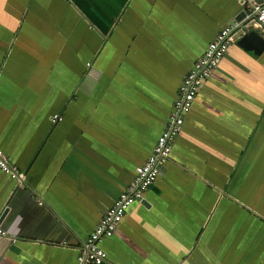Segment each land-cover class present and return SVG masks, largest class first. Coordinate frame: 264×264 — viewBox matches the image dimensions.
Masks as SVG:
<instances>
[{"label": "crops", "instance_id": "obj_1", "mask_svg": "<svg viewBox=\"0 0 264 264\" xmlns=\"http://www.w3.org/2000/svg\"><path fill=\"white\" fill-rule=\"evenodd\" d=\"M250 17L236 0H0V150L25 177L0 168V264H79L182 79ZM245 31L161 176L99 241L103 264H264V49Z\"/></svg>", "mask_w": 264, "mask_h": 264}, {"label": "built area", "instance_id": "obj_2", "mask_svg": "<svg viewBox=\"0 0 264 264\" xmlns=\"http://www.w3.org/2000/svg\"><path fill=\"white\" fill-rule=\"evenodd\" d=\"M236 1L243 3L248 9L251 16L249 21L246 22L243 31L238 30V26L234 24L224 27L182 79L165 131L157 139L150 156L136 169L131 183L120 194L114 205L103 214L95 231L85 241L78 256L79 264L107 262V253L101 248L99 241L102 238L113 236L129 207L143 201L145 192L161 176L170 160L173 144L182 130L185 118L190 113L198 92L212 72L218 68L230 46L236 42V36L249 28L259 31L264 36V3L261 2L262 0ZM58 119H60L58 115L53 116L54 122ZM0 168L18 181H23L25 178L23 173L9 163L2 150H0ZM0 236H7V233L1 228Z\"/></svg>", "mask_w": 264, "mask_h": 264}, {"label": "water", "instance_id": "obj_3", "mask_svg": "<svg viewBox=\"0 0 264 264\" xmlns=\"http://www.w3.org/2000/svg\"><path fill=\"white\" fill-rule=\"evenodd\" d=\"M261 2L264 3V0H262ZM245 24V22L240 23L237 29L243 31ZM245 32L246 33H244L240 37L238 41L239 44L247 50H254L257 54L261 53L264 49V38L262 37V35L255 31L251 32L250 30H247Z\"/></svg>", "mask_w": 264, "mask_h": 264}]
</instances>
